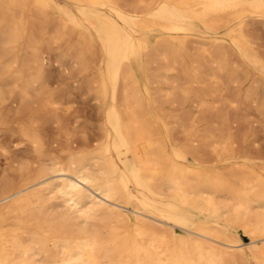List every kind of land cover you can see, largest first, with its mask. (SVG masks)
I'll return each mask as SVG.
<instances>
[{"label":"bare ground","instance_id":"1","mask_svg":"<svg viewBox=\"0 0 264 264\" xmlns=\"http://www.w3.org/2000/svg\"><path fill=\"white\" fill-rule=\"evenodd\" d=\"M196 33L217 43L197 50L219 70L212 75L221 89L246 83L264 110V0H0V127L11 122L36 155L0 182V264H248L232 227L264 264V167L186 165V153H228L232 128L197 138L193 150L175 147L156 102L178 82L146 76L157 64L188 85L182 52ZM69 34L77 36L73 64L97 71L105 140L95 153L59 160L39 124L46 118L58 134L69 131L45 72L51 45ZM229 50L257 72L239 69ZM174 89L185 101L187 88ZM211 99L203 93L194 103Z\"/></svg>","mask_w":264,"mask_h":264},{"label":"rangeland","instance_id":"2","mask_svg":"<svg viewBox=\"0 0 264 264\" xmlns=\"http://www.w3.org/2000/svg\"><path fill=\"white\" fill-rule=\"evenodd\" d=\"M54 18H58L57 13L51 14L49 22L51 31H55L58 24V20ZM70 35L51 45L49 62L45 67L50 87L57 98L65 104L63 106L68 109L69 113L62 119L66 122V126L68 125L69 131L67 134H58L55 124L46 118H43L44 121L42 120L39 124L41 133L49 137L52 143L51 156L59 160L67 158L69 153H95L105 140L102 112L95 98V86L92 82L97 71L92 68L84 72L82 67H76L73 64L77 36ZM196 35L197 37H190L187 40L185 50L182 52L189 72L188 85H183L185 80L177 69L173 73L166 72L159 69L157 64L152 65L146 75L152 80L157 75L160 79L166 77L178 82L171 86L173 96L168 101L159 97L156 102L166 115V122L171 129L172 143L175 147L182 149L183 147L194 148L200 144L197 143V138L208 135L217 137L224 133L223 129L231 127L234 143L230 144L228 153L223 152L220 157H217L208 154L206 150L202 153L191 152L185 154L183 162L188 166L205 162L208 166H217L225 171L234 170L239 164L244 163L248 168L261 172L264 167V110L260 108L262 97L260 93L249 94V86L246 83L243 85L230 83L226 91L221 89L222 78H217L220 75L219 70L209 63L206 54L197 50L201 46L214 49L217 43L207 40L203 35L197 33ZM223 44L228 42L225 41ZM228 53V59L238 64L239 69H248L251 73L257 72L253 65L243 64L230 50ZM212 73L217 77H214ZM197 78L205 82L207 90L203 89L201 84L193 82ZM178 85L187 88L185 101H183V95L174 89ZM155 86L157 87L155 84L152 85V89ZM159 87L165 86L159 85ZM214 89L216 90L212 92ZM203 93L214 102L209 107H203L205 109L194 103L197 96ZM224 97L235 101L234 105L226 104L223 101ZM15 105L12 100L6 102L5 108L12 110L10 115H13ZM7 126L11 127V122L0 127V182L14 178L17 171L15 168L20 164L29 163L30 165L36 159L30 146L22 138L12 134ZM182 214L188 215L191 220L200 218L194 212L189 213L184 210ZM230 232L246 251L248 264H256L248 251V236L234 227L230 229Z\"/></svg>","mask_w":264,"mask_h":264}]
</instances>
